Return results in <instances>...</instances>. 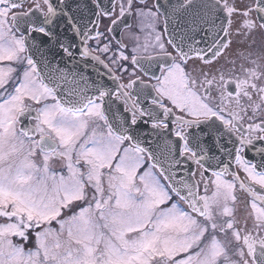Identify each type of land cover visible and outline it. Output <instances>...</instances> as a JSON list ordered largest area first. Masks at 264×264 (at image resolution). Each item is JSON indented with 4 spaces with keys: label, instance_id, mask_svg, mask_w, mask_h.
<instances>
[{
    "label": "snow or ice",
    "instance_id": "6c2138e0",
    "mask_svg": "<svg viewBox=\"0 0 264 264\" xmlns=\"http://www.w3.org/2000/svg\"><path fill=\"white\" fill-rule=\"evenodd\" d=\"M0 264H264V0H0Z\"/></svg>",
    "mask_w": 264,
    "mask_h": 264
},
{
    "label": "flooded vegetation",
    "instance_id": "af4514ba",
    "mask_svg": "<svg viewBox=\"0 0 264 264\" xmlns=\"http://www.w3.org/2000/svg\"><path fill=\"white\" fill-rule=\"evenodd\" d=\"M103 2L105 3V4H107V2H108V0H103ZM162 2H163V0H162ZM117 11H118V8H117ZM129 23H133V21H128ZM109 21H107V20H105V21H103V23H102V25H101V30L103 31L104 29H105V27H107L108 25H109ZM121 31H124L125 33H126V31L127 30H124L123 29V25H119L118 27H117V31H116V35H120L121 34ZM231 55V54H230ZM221 63H223V61H221ZM239 63V62H238ZM240 176H241V179H244L245 178V176H244V173L243 172H240ZM198 178V177H197ZM229 179H230V177H229ZM209 191H211V188H210V190ZM240 207H243V205H241ZM244 215H247V212L245 211V213H244Z\"/></svg>",
    "mask_w": 264,
    "mask_h": 264
},
{
    "label": "rangeland",
    "instance_id": "374dc122",
    "mask_svg": "<svg viewBox=\"0 0 264 264\" xmlns=\"http://www.w3.org/2000/svg\"><path fill=\"white\" fill-rule=\"evenodd\" d=\"M54 228H58V225H56L55 223H53L52 225Z\"/></svg>",
    "mask_w": 264,
    "mask_h": 264
}]
</instances>
